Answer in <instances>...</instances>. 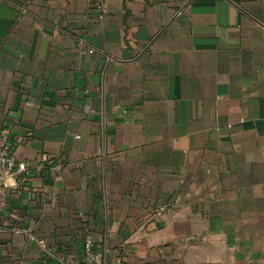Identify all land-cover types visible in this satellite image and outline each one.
I'll list each match as a JSON object with an SVG mask.
<instances>
[{"label":"crops","instance_id":"1","mask_svg":"<svg viewBox=\"0 0 264 264\" xmlns=\"http://www.w3.org/2000/svg\"><path fill=\"white\" fill-rule=\"evenodd\" d=\"M103 2L0 0V264H264L260 1Z\"/></svg>","mask_w":264,"mask_h":264},{"label":"built area","instance_id":"2","mask_svg":"<svg viewBox=\"0 0 264 264\" xmlns=\"http://www.w3.org/2000/svg\"><path fill=\"white\" fill-rule=\"evenodd\" d=\"M91 5L95 7V9L99 13V18L103 17V7L104 2L103 0H88ZM262 6V11L264 12V0H259ZM180 12L175 13V17L178 16ZM89 52H93L89 50ZM12 146L13 143L10 141V131L8 129L3 130L0 134V180L11 176L14 172L21 173L23 176H27V166L24 163H18L15 157L12 154ZM48 159L45 156L40 158L41 162H46ZM167 206L161 205L154 209V214L159 216L164 211L167 210ZM2 227L0 226V232ZM15 234H22V235H29L28 231L21 227H15L12 229ZM29 239L31 241H35L37 245L45 249V244L43 241H36L32 236L29 235ZM93 246L94 242L91 238H87L84 240L82 245L83 255L87 259H93Z\"/></svg>","mask_w":264,"mask_h":264}]
</instances>
